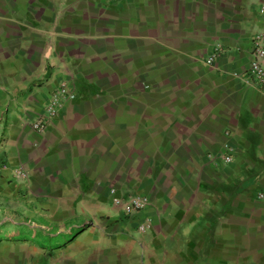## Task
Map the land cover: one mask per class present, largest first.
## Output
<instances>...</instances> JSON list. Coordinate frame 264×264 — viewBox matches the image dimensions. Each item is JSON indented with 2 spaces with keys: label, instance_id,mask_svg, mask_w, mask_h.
<instances>
[{
  "label": "crops",
  "instance_id": "1",
  "mask_svg": "<svg viewBox=\"0 0 264 264\" xmlns=\"http://www.w3.org/2000/svg\"><path fill=\"white\" fill-rule=\"evenodd\" d=\"M263 5L0 0V264H264ZM28 212L45 225L11 240Z\"/></svg>",
  "mask_w": 264,
  "mask_h": 264
},
{
  "label": "built area",
  "instance_id": "2",
  "mask_svg": "<svg viewBox=\"0 0 264 264\" xmlns=\"http://www.w3.org/2000/svg\"><path fill=\"white\" fill-rule=\"evenodd\" d=\"M113 1V0H110ZM261 15L264 21V5L261 7ZM215 61V56H211L207 60V64L211 65ZM249 77L264 84V30L257 33L253 38V61L249 69ZM76 95L72 93L67 85H61L51 95L49 102L45 105V113L35 119L32 123L34 130L45 132L53 124L61 111L64 103L69 99H74ZM227 161L231 162L232 158L227 157ZM113 205L127 216H132L151 206L152 201L146 195L135 194L127 198L121 197L116 191H113ZM146 227H140L144 231Z\"/></svg>",
  "mask_w": 264,
  "mask_h": 264
},
{
  "label": "rangeland",
  "instance_id": "3",
  "mask_svg": "<svg viewBox=\"0 0 264 264\" xmlns=\"http://www.w3.org/2000/svg\"><path fill=\"white\" fill-rule=\"evenodd\" d=\"M12 219L15 221V223L11 222V224H10L11 225L10 227L12 230H18V228H15V227L20 226L21 230H23V228H24V230L26 232H24L23 235H17L15 237H12L11 240H23V239L31 238V235H33L34 231L40 230L41 226L45 225L44 219L34 218L32 216V213H30V212H28L27 215L14 216ZM29 220H31V221H29ZM47 223L50 224V222H47ZM79 231H80L79 228H75L71 232V234H68L65 236L63 235V236H60L59 238L57 237L58 240L56 243H58V245H63L65 243L69 242L72 239V237L74 235H76ZM38 235H39L38 240H40L41 239V233H38Z\"/></svg>",
  "mask_w": 264,
  "mask_h": 264
},
{
  "label": "trees",
  "instance_id": "4",
  "mask_svg": "<svg viewBox=\"0 0 264 264\" xmlns=\"http://www.w3.org/2000/svg\"><path fill=\"white\" fill-rule=\"evenodd\" d=\"M28 240V239H27Z\"/></svg>",
  "mask_w": 264,
  "mask_h": 264
}]
</instances>
